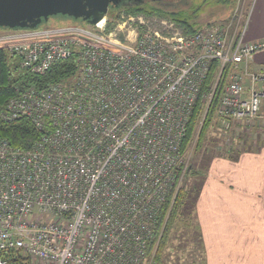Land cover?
Returning a JSON list of instances; mask_svg holds the SVG:
<instances>
[{
  "label": "built area",
  "instance_id": "1",
  "mask_svg": "<svg viewBox=\"0 0 264 264\" xmlns=\"http://www.w3.org/2000/svg\"><path fill=\"white\" fill-rule=\"evenodd\" d=\"M118 19L110 31L105 18L95 29H0V49L23 72L70 57L77 66L66 82L16 89L0 112L42 132L29 149L0 138V264H157L148 247L211 62L233 67L216 113L226 129L264 108V70H246L264 39Z\"/></svg>",
  "mask_w": 264,
  "mask_h": 264
},
{
  "label": "crops",
  "instance_id": "2",
  "mask_svg": "<svg viewBox=\"0 0 264 264\" xmlns=\"http://www.w3.org/2000/svg\"><path fill=\"white\" fill-rule=\"evenodd\" d=\"M247 41L264 39V0L252 6ZM253 70L264 69V52ZM193 202L204 264H264V146L212 158ZM192 216V215H191Z\"/></svg>",
  "mask_w": 264,
  "mask_h": 264
},
{
  "label": "trees",
  "instance_id": "3",
  "mask_svg": "<svg viewBox=\"0 0 264 264\" xmlns=\"http://www.w3.org/2000/svg\"><path fill=\"white\" fill-rule=\"evenodd\" d=\"M232 3V0H197L194 5L195 9L190 11L181 9L177 12H170L162 8H135L126 9L122 12L166 19L173 22L183 33L192 35L200 30L206 29L203 27L204 23H200L198 18L200 15L205 14L204 12L207 9L226 12L225 10L229 9ZM76 69L77 66L73 62V57H70L67 60L54 64L42 75H32L21 71L16 64V59L11 57L7 51L0 49V112L4 109L8 100L14 96L16 89L23 91L27 88L34 87L37 90H43L51 84L67 81L75 75ZM232 71L233 67L231 65H227L220 70V62L218 60L211 62L207 75L200 86L199 96L192 114L186 124L180 149L181 155H185L192 144H194L193 152H197L202 148L207 133L215 121L221 97ZM210 97L211 101L207 102V99ZM207 107L208 110L206 112ZM41 133L29 120L20 119L13 122H4L0 119V138L8 140L13 147L29 149L39 140ZM209 157H211L210 160L214 158L213 155ZM193 171L190 165L186 166L185 174L189 175ZM187 196L188 194L186 195L185 189L179 188L175 197L172 198L170 196L163 206L160 213L162 227L158 228L157 236L154 242L149 245L147 252L149 257L154 252V261L157 264H164V252L169 245L177 218L183 214L182 210L189 197ZM192 198L195 199V197ZM198 236L200 238L199 232ZM23 261H26V259L18 256L16 259H13L12 264H27V262L23 263Z\"/></svg>",
  "mask_w": 264,
  "mask_h": 264
},
{
  "label": "rangeland",
  "instance_id": "4",
  "mask_svg": "<svg viewBox=\"0 0 264 264\" xmlns=\"http://www.w3.org/2000/svg\"><path fill=\"white\" fill-rule=\"evenodd\" d=\"M196 1L197 0H189L188 7L174 6L172 8H166L165 10L177 12L181 9H187L190 11L195 9L194 5ZM232 1V5L229 9L225 10L226 12L218 10L214 11L206 8L207 10L204 12L205 14L200 15L198 18L199 22L204 23L203 27L205 28H229V31L232 33L234 39H238L243 33L244 41L254 42L247 41L245 37L249 22L248 17H250V12H253V4H256L258 0ZM153 8L157 7L155 6ZM122 11L123 10L108 11V13L104 16L107 21V31L113 29L116 30L119 21L121 20L118 18H121V16L132 15L126 14ZM139 15L142 17L143 21H149L153 23L154 27H156L158 30L163 29V26H161L160 23L166 19H160L155 16L146 17L142 14ZM63 26H78L87 29H95V27H92V25H89L84 21L63 16H52L47 21H43L39 26L33 29ZM132 35L130 36V39L133 38ZM124 36H127L126 29L124 30ZM16 64L18 63L16 62ZM251 64L252 63L246 67V70H248L249 73L261 71L253 70ZM241 70H243V68ZM248 85L249 79L246 78V81H244V86L246 89L248 88ZM209 99L210 98L207 99V102H209ZM259 111V115H257V117L253 120H243L239 123L232 122L230 127L227 129L224 127L223 123L219 122V118L216 116L213 125L210 127L207 133L206 140L202 148L197 152H193L194 144H192L185 155H180L184 165L180 167V170L176 176L177 179H175V185L166 195V201L170 196L174 198L179 188L185 189V193L186 195L188 194L189 197L187 196L188 200L186 201L184 209L182 210L183 214L177 218L176 224L174 226L175 228L170 237L169 245L164 252V264H204V253L202 250L201 238L198 236L197 222L193 215L194 198L192 197H196L198 195L201 184V176L204 173L206 175L208 171L211 161V157L209 156L213 155V157H216V159L223 158L233 160L236 158V156L238 157V154L242 152H247V150L252 149L258 150V148L264 146V108L260 107ZM187 165H190L194 170L193 173H190L189 175L185 174ZM160 213L158 218L159 228L162 227Z\"/></svg>",
  "mask_w": 264,
  "mask_h": 264
},
{
  "label": "water",
  "instance_id": "5",
  "mask_svg": "<svg viewBox=\"0 0 264 264\" xmlns=\"http://www.w3.org/2000/svg\"><path fill=\"white\" fill-rule=\"evenodd\" d=\"M115 2L116 0H0V29H33L52 16L69 17L94 25L108 13L109 3Z\"/></svg>",
  "mask_w": 264,
  "mask_h": 264
},
{
  "label": "flooded vegetation",
  "instance_id": "6",
  "mask_svg": "<svg viewBox=\"0 0 264 264\" xmlns=\"http://www.w3.org/2000/svg\"><path fill=\"white\" fill-rule=\"evenodd\" d=\"M189 0H116L115 3H109L108 11H120L126 9H146L162 8L166 9L174 6L188 7Z\"/></svg>",
  "mask_w": 264,
  "mask_h": 264
}]
</instances>
